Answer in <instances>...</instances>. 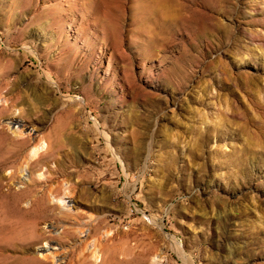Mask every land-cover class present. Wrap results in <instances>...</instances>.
Listing matches in <instances>:
<instances>
[{
    "label": "rangeland",
    "instance_id": "1",
    "mask_svg": "<svg viewBox=\"0 0 264 264\" xmlns=\"http://www.w3.org/2000/svg\"><path fill=\"white\" fill-rule=\"evenodd\" d=\"M49 234L64 264H264V0H0V264Z\"/></svg>",
    "mask_w": 264,
    "mask_h": 264
},
{
    "label": "bare ground",
    "instance_id": "2",
    "mask_svg": "<svg viewBox=\"0 0 264 264\" xmlns=\"http://www.w3.org/2000/svg\"><path fill=\"white\" fill-rule=\"evenodd\" d=\"M18 119L19 118L17 117H13L11 119V123L17 126V129L14 131L16 136L18 138L20 137V139L22 140L25 139L24 137H28V136L29 138L33 139L35 134L38 132V128L34 125H31L30 123ZM33 131L35 132V134L34 135L30 134L33 133ZM40 149L41 146L34 147L33 156H36ZM69 206L72 207V205ZM50 232L59 235V233L57 232L54 226H52V229L51 231H49V233ZM45 241L47 243V246H41L40 248H38L39 256L43 258L45 261L49 262L50 264H64L67 256L66 254H64L62 246H59L57 243L52 241L51 234L45 236Z\"/></svg>",
    "mask_w": 264,
    "mask_h": 264
}]
</instances>
